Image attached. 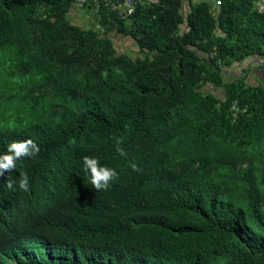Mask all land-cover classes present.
Wrapping results in <instances>:
<instances>
[{"label":"trees","instance_id":"trees-1","mask_svg":"<svg viewBox=\"0 0 264 264\" xmlns=\"http://www.w3.org/2000/svg\"><path fill=\"white\" fill-rule=\"evenodd\" d=\"M255 1L159 0L127 19L102 8L99 34L69 23L74 0H0V56L42 90L0 123V155L40 149L0 177V264H264V88L221 75L264 58ZM113 30L137 57L116 54ZM233 101L247 107L235 122ZM84 156L117 171L108 190Z\"/></svg>","mask_w":264,"mask_h":264},{"label":"rangeland","instance_id":"rangeland-1","mask_svg":"<svg viewBox=\"0 0 264 264\" xmlns=\"http://www.w3.org/2000/svg\"><path fill=\"white\" fill-rule=\"evenodd\" d=\"M184 2L187 6V0H184ZM73 11L69 8L66 13L67 20L71 25L83 32L93 30L99 34L103 33V30L98 27V16L84 13V10ZM106 35L112 41L116 54L131 59L138 56L137 49L129 37L118 34L115 30L107 32ZM9 60L10 57L8 56H0V123L11 124L12 122L16 123L19 110L24 103L36 105L41 100L42 90L36 87L37 82L31 80L29 71L26 68L21 69L19 65ZM253 70L257 71L260 78L264 79V58L251 57L236 62L223 69L221 75L224 81L229 82L245 75L249 76ZM199 86L200 91L212 93L216 98L223 99L224 93L222 90L204 83ZM21 115V118L26 117L25 113H21ZM261 182H264V178L261 179Z\"/></svg>","mask_w":264,"mask_h":264},{"label":"clouds","instance_id":"clouds-1","mask_svg":"<svg viewBox=\"0 0 264 264\" xmlns=\"http://www.w3.org/2000/svg\"><path fill=\"white\" fill-rule=\"evenodd\" d=\"M122 155L123 150L117 149ZM39 147L33 140L27 139L20 142H12L7 145V152L0 155V177L6 172L11 173L16 168V161L24 157L32 158L39 153ZM134 171H137L135 164L131 165ZM83 170L87 176L88 182L97 192L106 191L111 186V182L117 179L118 173L115 169L101 165L97 158L84 156ZM13 181L9 177L7 179V187L12 189ZM18 187L24 192L29 191V178L26 173L20 174Z\"/></svg>","mask_w":264,"mask_h":264},{"label":"built area","instance_id":"built-area-1","mask_svg":"<svg viewBox=\"0 0 264 264\" xmlns=\"http://www.w3.org/2000/svg\"><path fill=\"white\" fill-rule=\"evenodd\" d=\"M212 8L216 9L221 5V0H207ZM159 0H74L78 9H91L96 14L102 8L118 15L121 19L131 17L137 7L157 6ZM254 10L257 14L264 16V0L254 2ZM247 113V107H240L237 101H233L229 107L228 114L232 122H235L240 115Z\"/></svg>","mask_w":264,"mask_h":264},{"label":"crops","instance_id":"crops-1","mask_svg":"<svg viewBox=\"0 0 264 264\" xmlns=\"http://www.w3.org/2000/svg\"><path fill=\"white\" fill-rule=\"evenodd\" d=\"M200 0H192V2H198ZM187 4H188V0H187ZM70 9H72V11H76V10H84V13H90V14H95L96 16H98L95 12H93L91 9L85 8V9H78L74 4L70 7ZM184 10L187 11L188 7L185 6V2H184ZM73 11V12H74ZM262 60V59H261ZM243 78L244 82L246 85L250 86V87H257V86H261L264 88V79L260 78L257 75V71L253 70L251 71V74L249 76H243L240 77ZM226 82V81H225Z\"/></svg>","mask_w":264,"mask_h":264}]
</instances>
